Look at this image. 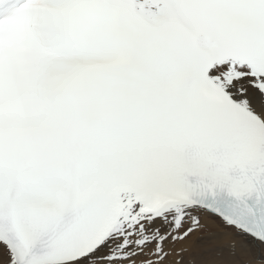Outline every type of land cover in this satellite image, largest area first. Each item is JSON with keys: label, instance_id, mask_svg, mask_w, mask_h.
<instances>
[{"label": "snow or ice", "instance_id": "6c2138e0", "mask_svg": "<svg viewBox=\"0 0 264 264\" xmlns=\"http://www.w3.org/2000/svg\"><path fill=\"white\" fill-rule=\"evenodd\" d=\"M0 264H264V0H0Z\"/></svg>", "mask_w": 264, "mask_h": 264}]
</instances>
